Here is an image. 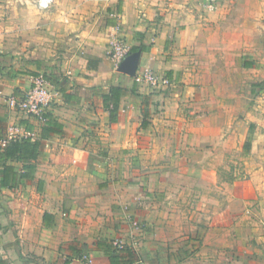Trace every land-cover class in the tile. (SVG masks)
<instances>
[{"label": "crops", "instance_id": "crops-1", "mask_svg": "<svg viewBox=\"0 0 264 264\" xmlns=\"http://www.w3.org/2000/svg\"><path fill=\"white\" fill-rule=\"evenodd\" d=\"M92 4L83 27L75 0H56L49 9L40 8L37 0H0V149L24 138L41 144L37 159L6 160L18 174L0 185V264H163L154 254L138 258L129 226L110 216L128 197L134 201L140 193L143 198L142 190L105 188L94 194L95 202L106 206L77 207L69 190L80 176L64 166L87 165L96 150L109 151L110 164L113 151L142 153L151 144L139 135L158 118L154 101L161 99L167 109L171 101L190 100L197 81L235 85L242 68L248 93L257 86L264 91V0H219L213 12L205 0ZM228 5L232 12L223 9ZM65 19L71 26L66 31ZM114 37L131 48L120 65L110 57ZM230 62L236 73L221 76ZM145 70L168 79L176 91L159 97L158 87L138 78ZM40 73L54 91L44 121L8 102L11 95L23 96ZM113 87L123 90L115 112L104 97ZM25 165H34V172L22 175ZM224 260L221 253L201 250L183 261L173 258L171 264H234L230 254Z\"/></svg>", "mask_w": 264, "mask_h": 264}, {"label": "rangeland", "instance_id": "rangeland-1", "mask_svg": "<svg viewBox=\"0 0 264 264\" xmlns=\"http://www.w3.org/2000/svg\"><path fill=\"white\" fill-rule=\"evenodd\" d=\"M75 1L83 26V15L94 9L95 0ZM218 2L207 11H215ZM231 8L223 7L228 12ZM65 22L66 31L71 26ZM229 71L236 73L235 62L226 63L221 76ZM246 78L241 68L235 85L202 86L197 81L190 100L171 101L167 109L156 99L152 112L158 118L150 131L139 135L144 144H151L148 149H126V155L113 151L111 164L109 151L96 150L89 164L64 166L80 176L69 190L72 202L82 208L106 206L95 202V192L142 190L143 198L140 193L134 201L128 197L110 215L127 223L140 259L154 254L161 263L171 264L173 258L183 261L206 250L223 254L224 261L230 254L234 264H264V91L257 86L248 93ZM155 90L157 95H172L176 88L170 83ZM135 181L139 185H131ZM94 217L91 214L89 221Z\"/></svg>", "mask_w": 264, "mask_h": 264}, {"label": "built area", "instance_id": "built-area-1", "mask_svg": "<svg viewBox=\"0 0 264 264\" xmlns=\"http://www.w3.org/2000/svg\"><path fill=\"white\" fill-rule=\"evenodd\" d=\"M214 1L207 0V6L209 9L214 8ZM54 0H37V4L40 8L47 9L53 4ZM131 51L130 46L121 38L114 37L111 40L110 57L116 65H120L126 59ZM138 78L147 81L154 87L168 85L169 81L165 78H160L152 70H145L138 73ZM54 98V91L51 87L49 78L43 74H37L32 78L31 87L25 91L24 95L17 97L11 95L8 102L11 107L21 110L29 116H35L36 118L44 121L46 107L52 102ZM23 135L26 137L32 136L31 131H24ZM74 264V263H70Z\"/></svg>", "mask_w": 264, "mask_h": 264}, {"label": "trees", "instance_id": "trees-1", "mask_svg": "<svg viewBox=\"0 0 264 264\" xmlns=\"http://www.w3.org/2000/svg\"><path fill=\"white\" fill-rule=\"evenodd\" d=\"M122 91L123 90L119 87H113L111 88L110 92L104 96L105 104L107 106L110 104L113 105V112H115L118 108ZM250 145V142H247V146ZM40 146V142L31 141L30 138H24L23 140H13L9 142V144L4 149H0V185L7 186L10 177L15 174H18V172L13 168V166L7 164L6 160L28 161L32 158L37 159L39 156ZM24 169L25 171L22 175L25 174L27 176L30 170L34 172L35 166L25 165ZM1 228L2 226L0 225V230Z\"/></svg>", "mask_w": 264, "mask_h": 264}]
</instances>
